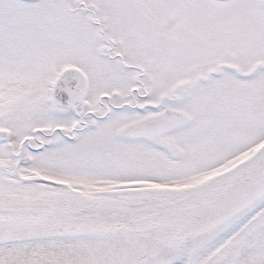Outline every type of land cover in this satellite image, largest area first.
Returning <instances> with one entry per match:
<instances>
[{"label":"snow or ice","instance_id":"1","mask_svg":"<svg viewBox=\"0 0 264 264\" xmlns=\"http://www.w3.org/2000/svg\"><path fill=\"white\" fill-rule=\"evenodd\" d=\"M0 264H264V0H0Z\"/></svg>","mask_w":264,"mask_h":264}]
</instances>
